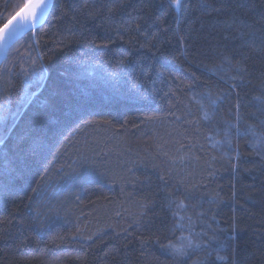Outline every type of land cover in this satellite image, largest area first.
<instances>
[{
	"label": "trees",
	"instance_id": "16d2710c",
	"mask_svg": "<svg viewBox=\"0 0 264 264\" xmlns=\"http://www.w3.org/2000/svg\"><path fill=\"white\" fill-rule=\"evenodd\" d=\"M0 264H264V0H54L0 65Z\"/></svg>",
	"mask_w": 264,
	"mask_h": 264
},
{
	"label": "water",
	"instance_id": "95a60500",
	"mask_svg": "<svg viewBox=\"0 0 264 264\" xmlns=\"http://www.w3.org/2000/svg\"><path fill=\"white\" fill-rule=\"evenodd\" d=\"M53 1L54 0H51V3L44 11V14L40 16L35 21V23H33L32 17H31L32 9L31 7L26 8L25 6L38 4L39 0H25L21 8L18 11H16L7 21H5L0 26V65L6 58L10 47L17 40H19L21 37H23L28 32H33L45 22L51 10V7L53 5ZM176 8H178V5H176ZM22 9L24 10L23 12H22ZM18 14L20 15L18 16ZM14 17L16 18V20L18 21L20 25L19 28L12 30V31L5 29L4 26L8 24L9 21L13 20Z\"/></svg>",
	"mask_w": 264,
	"mask_h": 264
},
{
	"label": "snow or ice",
	"instance_id": "6c2138e0",
	"mask_svg": "<svg viewBox=\"0 0 264 264\" xmlns=\"http://www.w3.org/2000/svg\"><path fill=\"white\" fill-rule=\"evenodd\" d=\"M51 3V0H39L38 4L35 5H30V6H25L27 7H31L32 12H31V17H32V21L33 23H35V21L44 14V11L46 10V8L49 6V4ZM172 3L174 5H179V0H172ZM24 10L22 9V12ZM20 14H18L19 16ZM19 23L16 20V18L14 17L13 20L9 21L8 24H6L4 27L5 29L12 31L15 29L19 28ZM222 259V258H221Z\"/></svg>",
	"mask_w": 264,
	"mask_h": 264
}]
</instances>
